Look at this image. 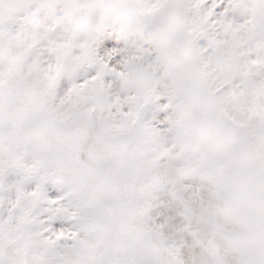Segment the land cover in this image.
Masks as SVG:
<instances>
[{
  "label": "clouds",
  "instance_id": "1",
  "mask_svg": "<svg viewBox=\"0 0 264 264\" xmlns=\"http://www.w3.org/2000/svg\"><path fill=\"white\" fill-rule=\"evenodd\" d=\"M247 4V14L235 11V0H56L55 7L42 8L38 19L24 22V43L14 49L12 86L34 81L42 88L40 61L52 66L65 87L79 73L88 87L71 97L93 101L96 125L92 137L70 127L54 157L40 147L14 148L0 163L11 169L26 157L39 166L40 176L65 177L59 187L81 203L82 219L109 238L142 234L138 247L145 259L165 264L187 254L188 244L207 250L209 264H264V164L250 162L241 130L220 120L222 113L243 111L206 109L210 89L200 86L207 93L204 119L189 120L190 76L176 70L177 64L186 65V54L203 57L190 42L194 34L214 41L223 31H243L256 40L258 51L234 70L245 84L239 104L256 108L264 124V93H257L258 85L264 89V5ZM254 20L255 29L247 30L244 25ZM160 35L179 43L176 55L160 48ZM98 52L106 66L102 73ZM158 71L160 77L152 79ZM254 71L261 74L256 84L249 76ZM168 72L176 83L166 94L161 85ZM249 90L254 105L244 99ZM97 135L103 136L105 158L92 154ZM253 143L264 152V131ZM85 146L86 166L69 169L70 155ZM219 169L227 175L218 176ZM240 193L242 201L236 199ZM180 201L187 204L184 214ZM241 202L246 222L237 233L223 235L217 216Z\"/></svg>",
  "mask_w": 264,
  "mask_h": 264
},
{
  "label": "snow or ice",
  "instance_id": "2",
  "mask_svg": "<svg viewBox=\"0 0 264 264\" xmlns=\"http://www.w3.org/2000/svg\"><path fill=\"white\" fill-rule=\"evenodd\" d=\"M257 3L264 5V0H257ZM55 5L56 0H0V28L8 29L7 32L0 31V93L13 92L14 49L24 43V22L29 18L38 19L42 8H53ZM16 24L20 28L13 33ZM255 25L254 20L244 27L253 31ZM190 42L203 52L214 47L212 41L199 33L194 34ZM97 59L102 73L106 66L99 52ZM251 63L256 65L257 61L253 59ZM176 70L180 75L188 74L184 64H177ZM39 71L44 99L17 109L33 121L58 118L67 100L88 87L87 80L80 82L79 73L76 81L65 87L53 74L52 66L44 61H40ZM249 76L253 84L261 82L259 72L254 71ZM36 84L28 81L25 87ZM187 95L190 97L189 120L204 119L202 103L207 93L198 84H192ZM244 99L255 104L251 90L246 92ZM220 120L241 130L250 162L264 164V152L258 151L253 143L264 131V124L259 123V111L251 108L239 116L225 112ZM86 150L87 146L70 155L69 169L86 166ZM226 175V170H218V176ZM64 182L63 176H40L39 166L26 157L11 169L0 163V264H161L158 259H145L140 254L138 246L143 240L142 234L109 238L97 224L85 222L81 216V203L74 200L72 194L61 191L59 186ZM51 184L59 187V194L54 197L46 192V187ZM197 191L194 189L193 194ZM180 205L181 214H184L187 204L180 201ZM185 249L187 254L182 252L165 264H209L207 250L188 244Z\"/></svg>",
  "mask_w": 264,
  "mask_h": 264
},
{
  "label": "rangeland",
  "instance_id": "3",
  "mask_svg": "<svg viewBox=\"0 0 264 264\" xmlns=\"http://www.w3.org/2000/svg\"><path fill=\"white\" fill-rule=\"evenodd\" d=\"M235 11L247 14L250 7L247 0H235ZM19 24L13 27V33L18 31ZM0 31L7 32L8 29L0 28ZM214 47L207 52H203V57L193 52L184 55L188 74L190 76L189 86L198 84L210 89V100L205 105L211 110L215 107L227 108L230 112L246 111L248 108H241L239 101L240 90L245 88L241 83V77L234 75V70L240 67V62L249 56L255 58L257 55V42L255 39H248L243 31L232 33L223 31L216 35L212 41ZM158 43L162 50L168 51V55H176L179 43L171 37L160 35ZM160 77V72H156L152 79ZM64 80L70 82V77L65 74ZM63 83V81H61ZM82 82V81H80ZM175 74L165 73L162 79V88L167 94L171 87L175 86ZM258 97L264 93V89L257 86ZM44 96L42 89L38 86L26 88L23 83L13 85V92L0 93V157L5 151L12 149H31L40 147L50 156H55L61 145L69 139V128H75L87 132L92 137L93 129L96 125L95 111L92 110V100H83L71 97L61 109L58 118L45 121H33L27 116L19 113L20 107L39 103ZM186 102L190 97L186 95ZM91 111L92 119L89 120ZM15 113V115H13ZM95 144L91 151L96 158H105L107 150L102 135H97ZM82 180L83 177H76ZM46 192L50 196L59 194V187L55 184L48 185ZM243 193L237 195L236 199L242 201ZM245 205L241 202L235 209H228L220 213L216 218L218 230L225 236L237 233L246 222Z\"/></svg>",
  "mask_w": 264,
  "mask_h": 264
}]
</instances>
